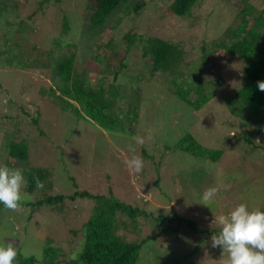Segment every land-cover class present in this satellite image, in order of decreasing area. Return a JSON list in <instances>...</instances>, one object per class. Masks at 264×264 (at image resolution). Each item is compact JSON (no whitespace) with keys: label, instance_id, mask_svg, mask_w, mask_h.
<instances>
[{"label":"rangeland","instance_id":"374dc122","mask_svg":"<svg viewBox=\"0 0 264 264\" xmlns=\"http://www.w3.org/2000/svg\"><path fill=\"white\" fill-rule=\"evenodd\" d=\"M170 2L129 0L108 20L110 33L106 35L81 28L90 13L85 0H0L6 7L0 13V164L49 169L43 189L24 190L30 203L75 190L106 195L111 191L114 197L146 209L150 216L137 217L134 231L131 226L118 230L131 242L159 233L141 245L135 264L220 260L225 264L227 253L211 246V237L220 231L213 221L240 203L250 210H264V134L254 143L236 137L251 123L247 110L234 113L229 104L239 102L233 95L242 85L243 61L221 44L229 41L226 32L242 22L240 11L246 5L250 7L245 18L252 21L261 13L264 23V0H197L183 17L170 11ZM136 3L142 4L134 11ZM17 11L24 19L18 27ZM64 16L67 31L61 26ZM127 32L136 36L124 59L119 90L127 93L125 99H135L136 92L140 98L134 102L137 116L121 118L124 129L113 132L82 115L77 103L62 92L65 81L58 65L62 56L74 55L75 68L92 83L110 82L111 74L98 73L107 61L112 66L118 62ZM108 35L113 37L114 48L106 44ZM146 37L179 46L184 51L180 67L184 73L153 72L149 58L141 55ZM202 50L208 54L205 60ZM197 68L200 73L193 78L191 73ZM172 86L194 87L189 93L193 99L199 87L206 100L194 109L171 91ZM119 102L118 109L128 108L127 101ZM187 132L202 146L221 149L219 158L211 161L177 147ZM137 136L144 138L143 145L132 139ZM22 139L28 142V159H10L9 141ZM133 155L144 161L139 173L125 163ZM209 187L219 191L205 206L201 197ZM60 205L31 204L16 211L0 207V243H14L21 254L39 258V264L46 246L58 250L60 262L76 257L84 240L82 223L94 201L66 200L62 210ZM161 216L169 218L157 219ZM119 217L130 223L127 216Z\"/></svg>","mask_w":264,"mask_h":264},{"label":"trees","instance_id":"16d2710c","mask_svg":"<svg viewBox=\"0 0 264 264\" xmlns=\"http://www.w3.org/2000/svg\"><path fill=\"white\" fill-rule=\"evenodd\" d=\"M129 0H85V3L90 7V13L87 15V23L82 24L81 28L91 33L98 34H109L110 27L108 20L111 17L117 16L118 12L126 6ZM197 0H171L169 3V9L174 14L183 17L186 16L192 6ZM142 3H136L133 6V10L137 11ZM248 5L245 9L240 11L242 22L238 24L230 32H226L228 42H223L221 45L225 48V51L231 55L238 56L243 61L242 85L237 89L233 95L239 102L230 101V109L234 113L247 110L246 115L250 120V125L246 129H242L236 133V137L241 139L245 143H254L255 138L258 135L264 134V91H260L257 87L258 81H264V23L261 22L263 19L261 13L254 16L251 21L245 18L249 11ZM6 7L0 3V13L5 12ZM18 11L14 13L19 21V24L24 21L20 18ZM34 15V12L27 16L30 18ZM62 30L67 31L68 29V18L63 17L61 23ZM136 35L127 32L123 35L122 39L125 41V47L121 50L122 55L115 66H112L109 61L101 68L102 72L98 74L109 75L111 74L112 81H98L92 83L89 78L86 77L85 73L79 72L74 66V55L70 57L62 56L59 59V67L61 69L60 78L65 83L62 86V92L68 94L73 101H75L80 109L82 115L94 120L97 124L107 125L106 129L110 131H121L123 126L121 125L122 119H130L131 114H134V118L137 116L136 109L140 95L136 92L135 99H125L126 94L121 93L119 78L122 70L126 68L124 59L126 58L131 45L134 42ZM113 37L108 35L107 45H112ZM98 43V42H97ZM95 44L97 51L101 49L100 44ZM75 43L70 42L69 45ZM103 46V45H102ZM111 47L114 48L112 45ZM111 48V49H113ZM215 52V51H214ZM184 51L177 45L173 44L169 40H164L159 37H146L144 45L141 48L142 57H148L150 64L152 65V71L157 72L158 70L169 72V74L181 71L184 73V69L180 68L183 63ZM207 52L202 50L201 59L205 60ZM92 56V55H91ZM108 60V59H107ZM99 63V59H96ZM101 64V63H100ZM182 69V70H181ZM85 72V70H84ZM137 73L133 72L132 76ZM200 73L197 68L196 71L191 73L193 78H196ZM142 79V78H141ZM178 86L179 82L176 79H172ZM177 81V82H176ZM194 81V80H193ZM216 81V82H214ZM195 82V81H194ZM215 84L219 80H213ZM174 87V88H172ZM171 91L185 100L194 109H199L206 96L200 93L199 87L195 88L197 97L191 98L189 93L192 88L183 89L172 86ZM118 100L127 101V109L117 108ZM132 100V102H131ZM119 102V103H120ZM136 102V103H134ZM59 103V102H58ZM62 101L60 104L62 106ZM63 108V107H62ZM32 121L37 124V118L33 117ZM127 123V122H126ZM104 128V127H103ZM177 147L185 152L193 155L202 156L216 161L222 153L221 149H211L202 146L197 140L189 133H185L177 141ZM7 155L13 160H27L28 159V142L26 139L22 140H11L8 143ZM12 168V163L6 164ZM24 169V174L28 179V186L26 191L31 192L36 189L35 184L32 182L33 175L38 176L43 181L49 176V169L40 166H31ZM77 198H88L94 201V206L83 225L84 240L81 251L78 255L69 261L60 262L57 260V251L50 247H44V254L41 264H135L138 252L141 245L146 239L155 238L159 233L156 232L154 235L146 236L141 238L138 242L128 241L123 235L118 233L119 228L125 229L128 226L132 227V231L136 227L137 217L142 216L147 218L150 216V212L144 208L135 206L124 202L114 197L109 191L106 194L91 193L87 190H75L73 193L64 194H48L42 199L30 203L25 201L21 207L27 205H54L61 204L60 210L64 207L66 200L75 201ZM0 207H4L0 204ZM120 215L127 216L130 223H126L120 220ZM168 216L157 217V219L163 221L168 219ZM180 220L179 217H177ZM134 225V226H133ZM116 229V230H115ZM128 230V229H125ZM57 249V248H56ZM39 258L34 255H23L17 251V257L14 264H39ZM214 259H218L214 257ZM219 262H222L220 260ZM214 262L213 264H221Z\"/></svg>","mask_w":264,"mask_h":264},{"label":"clouds","instance_id":"9594fccd","mask_svg":"<svg viewBox=\"0 0 264 264\" xmlns=\"http://www.w3.org/2000/svg\"><path fill=\"white\" fill-rule=\"evenodd\" d=\"M257 87L264 91V81H258ZM138 145L144 144V138L133 137ZM259 143V141H257ZM127 167L135 173L142 171L144 161L142 157L133 155L125 161ZM32 182L36 189H43L44 183L38 176L33 175ZM28 186V179L24 169L10 168L0 164V204L9 211H16L27 200L24 192ZM219 189L209 187L202 194L203 205L212 200ZM220 226L218 235L211 237V246L219 247L227 253L225 264H264V210L249 209L240 203L227 214L215 216L214 221ZM17 249L14 243H0V264H14Z\"/></svg>","mask_w":264,"mask_h":264}]
</instances>
